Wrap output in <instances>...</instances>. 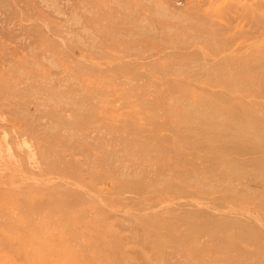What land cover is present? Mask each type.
Instances as JSON below:
<instances>
[{
  "label": "rangeland",
  "instance_id": "obj_1",
  "mask_svg": "<svg viewBox=\"0 0 264 264\" xmlns=\"http://www.w3.org/2000/svg\"><path fill=\"white\" fill-rule=\"evenodd\" d=\"M58 263L264 264V0H0V264Z\"/></svg>",
  "mask_w": 264,
  "mask_h": 264
},
{
  "label": "bare ground",
  "instance_id": "obj_2",
  "mask_svg": "<svg viewBox=\"0 0 264 264\" xmlns=\"http://www.w3.org/2000/svg\"><path fill=\"white\" fill-rule=\"evenodd\" d=\"M84 256V255H83ZM51 257V256H50ZM82 259V258H81ZM59 264V263H58ZM61 264V263H60Z\"/></svg>",
  "mask_w": 264,
  "mask_h": 264
}]
</instances>
